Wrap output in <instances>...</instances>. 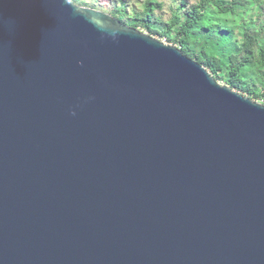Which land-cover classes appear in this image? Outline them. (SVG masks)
Masks as SVG:
<instances>
[{
	"label": "water",
	"instance_id": "water-1",
	"mask_svg": "<svg viewBox=\"0 0 264 264\" xmlns=\"http://www.w3.org/2000/svg\"><path fill=\"white\" fill-rule=\"evenodd\" d=\"M0 264H264V104L109 13L0 0Z\"/></svg>",
	"mask_w": 264,
	"mask_h": 264
},
{
	"label": "trees",
	"instance_id": "trees-1",
	"mask_svg": "<svg viewBox=\"0 0 264 264\" xmlns=\"http://www.w3.org/2000/svg\"><path fill=\"white\" fill-rule=\"evenodd\" d=\"M160 8L157 0H145L140 13L127 15L124 2L111 12L123 24L176 44L217 82L264 104V0H199L185 14L177 8L165 23L154 14Z\"/></svg>",
	"mask_w": 264,
	"mask_h": 264
},
{
	"label": "rangeland",
	"instance_id": "rangeland-1",
	"mask_svg": "<svg viewBox=\"0 0 264 264\" xmlns=\"http://www.w3.org/2000/svg\"><path fill=\"white\" fill-rule=\"evenodd\" d=\"M72 1L77 5L91 7L109 13L111 15H113L111 12L112 9L114 7H118L121 4V2L125 3L127 15H131L133 13H140L141 11H143L145 4V0H72ZM157 1L161 4V8L155 9L154 14L160 18L162 23H165L171 17V15L177 10V8L179 14H185L184 10L187 9L189 5L194 4L199 0H157ZM182 1H185V5H182ZM249 1L251 2V0ZM139 30L148 33L142 28H140ZM151 36L159 39L165 44H171L177 46L176 44L168 42L167 40L162 39L157 35H151ZM219 43L220 41L217 43L214 42V46L216 47ZM219 83L223 85L222 82Z\"/></svg>",
	"mask_w": 264,
	"mask_h": 264
},
{
	"label": "clouds",
	"instance_id": "clouds-1",
	"mask_svg": "<svg viewBox=\"0 0 264 264\" xmlns=\"http://www.w3.org/2000/svg\"><path fill=\"white\" fill-rule=\"evenodd\" d=\"M258 102H260V101H258ZM260 103H262V102H260ZM75 113H73V115H74Z\"/></svg>",
	"mask_w": 264,
	"mask_h": 264
}]
</instances>
